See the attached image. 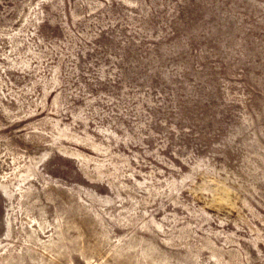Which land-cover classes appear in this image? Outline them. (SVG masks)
Masks as SVG:
<instances>
[{
    "label": "rangeland",
    "instance_id": "1",
    "mask_svg": "<svg viewBox=\"0 0 264 264\" xmlns=\"http://www.w3.org/2000/svg\"><path fill=\"white\" fill-rule=\"evenodd\" d=\"M0 264H264V0H0Z\"/></svg>",
    "mask_w": 264,
    "mask_h": 264
}]
</instances>
